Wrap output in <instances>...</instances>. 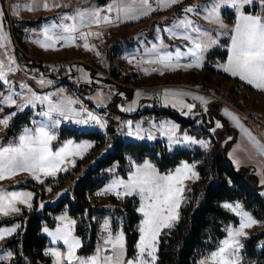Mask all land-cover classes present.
<instances>
[{
	"label": "rangeland",
	"instance_id": "374dc122",
	"mask_svg": "<svg viewBox=\"0 0 264 264\" xmlns=\"http://www.w3.org/2000/svg\"><path fill=\"white\" fill-rule=\"evenodd\" d=\"M106 1L110 5L115 3L114 0ZM118 3L120 19L125 26L118 28L119 32L116 34L119 38L128 36L134 39V45L121 46L119 55H161V61L164 62L161 64H172L175 71L171 77L164 75L157 80L167 84H192L227 91L231 108L248 122V119L258 122L257 129L263 132L264 0H159V12L145 20L142 17L154 10L147 0H118ZM1 6L0 2V9ZM12 6L26 14L43 17L36 24H40V27L33 37L38 38L49 58L53 54L57 57L78 56L67 60L83 59L97 65L111 61L107 52L114 37L112 28L119 25H106L112 23L111 20L108 17L101 19L99 10L102 8L100 9L99 0H13ZM178 9L181 11L180 17L176 15ZM109 10L113 11L115 8ZM230 13L234 15L232 22H229ZM76 20L78 28L87 24L93 26L89 29L93 37L101 31L100 44L96 45L94 40L92 46L87 43L76 44L74 34H70L78 29L73 27ZM151 27L152 37L148 35ZM0 33L7 41L8 32L2 24ZM54 33L58 35L55 37ZM139 33H142L141 38L137 37ZM58 41L63 45L58 46ZM216 49L227 52L226 60L216 59L206 64L207 55ZM88 51H93L95 56H82ZM101 57L103 62L99 61ZM182 59L191 61L180 64ZM152 61L153 59L145 58L141 64L146 63L147 73L155 77L159 69L148 65ZM196 68L198 69L194 72L182 70ZM223 71L232 74L235 79L224 76ZM189 74L188 81L185 76ZM17 75L18 67L14 59L7 52L0 51V82L6 89L3 92V88H0V92L2 95L9 92L12 103H17L12 95V86ZM206 75L205 83L203 78ZM83 76L84 81H88L89 74L84 72ZM139 76L138 74L133 78V81L140 84L141 88L157 85L156 79L142 81ZM34 82L42 94L35 90L34 85H28L26 101L21 104H26L29 110L34 111L38 106H43L50 112L78 114L64 94L58 102L52 99L58 93L54 80L46 78ZM99 88L100 85H97L89 99L95 104L112 103L113 97L102 95ZM144 97L149 99L150 93L136 91L128 105L124 106L120 102L116 105L118 112L130 114V111L137 108L138 100ZM161 100L164 107L166 104L189 105L188 101L182 99L172 100L163 96ZM2 104L0 101V105ZM189 107L191 108L190 105ZM19 108L12 107L14 110ZM194 116L192 114V118ZM166 124L167 121L161 130L171 138L169 150L174 153L173 150H178L174 147L177 141L172 139L178 133L167 128ZM145 132L146 129L140 127H129L127 139L138 142ZM61 133V127L48 114H43L40 118L32 119L16 145L1 150L0 176L11 184H23L31 188L0 190V222L20 217L24 210H35L40 214L46 207H55L69 194L68 191L75 185L78 176L93 164H89L86 159L93 156L96 144L94 141L68 135L62 137ZM197 143L200 149L206 147L205 139L197 140ZM229 158L233 159L231 161L237 169L242 167V161L235 156L234 151L229 150ZM118 170L119 164L115 163L104 171L107 183L101 189L120 191V194H116L118 201L125 198L124 194L135 197L138 201L137 212L141 221L134 256H128L123 218L116 214L104 216L102 226L107 229L109 236L101 242L95 253L89 256L80 255L83 244L76 234V221L66 208L54 216V226L43 223L42 234L47 238V253L53 255L52 264H157L159 237L164 230L178 222L188 190L199 180L196 164L183 162L174 171L161 172L148 158L138 163L128 157L123 174ZM258 180L260 189L263 188L264 191L263 171L260 172ZM221 205L224 210L236 216L239 223L225 228V238L216 250L201 260V264H247L242 255L243 243L251 234L264 229V221H258L241 202H224ZM22 231L18 222L0 225V263H7L13 257L10 251L3 248L4 244ZM106 249L112 252L111 255H104Z\"/></svg>",
	"mask_w": 264,
	"mask_h": 264
},
{
	"label": "trees",
	"instance_id": "16d2710c",
	"mask_svg": "<svg viewBox=\"0 0 264 264\" xmlns=\"http://www.w3.org/2000/svg\"><path fill=\"white\" fill-rule=\"evenodd\" d=\"M105 1L99 0L100 5L105 4ZM246 9L251 11L249 8ZM228 17L229 22H232L234 15L230 13ZM42 18L32 23L37 24ZM152 29L151 27L148 32L150 37L153 36ZM122 45L132 46L134 39L114 37L107 57L112 60L119 55ZM226 57V51L216 49L207 55L206 64L216 59L225 61ZM223 75L230 78L227 74ZM128 79L130 78L126 80ZM203 79L206 83L207 75ZM113 104L114 102L111 103V107ZM167 114L179 124L181 131H186L198 140L210 139L212 147L171 153L163 142L149 144L113 137L108 156L88 166L78 176L69 194L55 207H46L40 214L35 210H24L22 216L0 222V225L18 222L23 229L4 244L3 248L10 251L13 257L9 262L0 264H52L42 227L45 222L54 226V216L66 208L76 221V234L83 244L79 254L89 256L95 253L98 242L94 218L102 213V210L90 207L91 195L106 185L104 171L115 163L119 164L118 171L123 174L128 157L138 163L148 158L161 172H169L182 162L195 163L199 174V180L188 190L178 222L164 230L159 237L157 264H201V260L216 250L225 238V228L239 223L236 216L223 209L221 204L224 202H241L258 221H264V195L257 182V176L251 169H237L225 152L231 144L229 141L230 136L232 137L231 129L225 126L222 131L211 133L215 120L225 124L219 104L213 103L203 112L201 126L174 112L167 111ZM61 134L62 137L68 135L77 139L86 138L95 143L98 140L97 135L92 133L75 135L62 131ZM86 161L90 159L87 158ZM27 187L31 188L23 184L9 186L10 189ZM112 200L116 206V215L123 218L128 256H134L141 221L137 212L138 201L135 197H125L120 201ZM242 255L247 264H264V229L251 234L244 241Z\"/></svg>",
	"mask_w": 264,
	"mask_h": 264
},
{
	"label": "built area",
	"instance_id": "2783aa9c",
	"mask_svg": "<svg viewBox=\"0 0 264 264\" xmlns=\"http://www.w3.org/2000/svg\"><path fill=\"white\" fill-rule=\"evenodd\" d=\"M5 15V27L8 32L9 42L0 45V51H5L12 57L18 67V75L12 86V95L17 103L25 102L28 94V85L37 79H52L56 82L58 89L57 95L52 99L58 102L61 95L64 94L72 103L77 115H70L58 112H50L45 107L38 106L34 111L29 109L14 110L12 107L0 105V149L16 145L26 127L30 125L32 119L40 118L43 114H48L51 120H54L66 133L95 134L97 143L93 149V156L90 163L99 162L105 159L111 149V139L113 137L127 140L129 136V127H140L143 129H159L162 127L164 118L167 116V110L163 106V85L155 87L156 93L145 105L140 106L136 111L130 114H122L115 111L109 105L95 104L89 99V95L94 90L95 85L86 86L83 82L82 71L86 70L93 79H101L100 92L104 96L116 98L122 105H128L136 91L141 86L133 81L136 71V64L141 63L149 55L128 53L118 55L111 61L106 62L105 67H101L92 61L83 59H61L47 60L39 58L32 54L26 46L28 39L36 33L37 28L31 21L18 20L12 14V1L2 0ZM148 4L154 9L159 10V0H147ZM101 14L108 17L112 23H119V10L110 11L101 9ZM76 44H84L85 38L83 32H77L74 35ZM87 40V39H86ZM88 43L91 41L88 39ZM58 46L62 43L58 41ZM191 60L182 59L179 63L186 64ZM157 68L154 63L151 66ZM127 78L128 81L126 80ZM200 94L209 97L219 106L232 107L227 100L229 93L227 91L213 90L208 87H199L194 89ZM197 107V117L195 123L198 126L203 124L204 104L194 99L191 101ZM254 129H257L258 122L248 119ZM212 143L206 144L210 149ZM70 192V191H68ZM119 192L103 191L98 189L91 195L90 207L100 209L102 213L95 217L94 222L97 226V242L100 246L109 234L107 229L102 226L105 215H115V203L112 199H117ZM112 204V205H111ZM111 251L106 249L105 256L111 255ZM51 257V255H49ZM52 258V257H51Z\"/></svg>",
	"mask_w": 264,
	"mask_h": 264
},
{
	"label": "crops",
	"instance_id": "0c3cea01",
	"mask_svg": "<svg viewBox=\"0 0 264 264\" xmlns=\"http://www.w3.org/2000/svg\"><path fill=\"white\" fill-rule=\"evenodd\" d=\"M0 2L2 5L1 6L2 8L0 9V24H2L4 28H6L5 27V18H4L5 17L4 7H3V3H2L3 1L0 0ZM114 2H115L114 4L110 5V4H108V1H106L105 4L101 5L100 9L105 8V9L109 10L111 8H115V10L116 9L119 10L118 0H114ZM13 5H14V3H13ZM14 10H15V13L13 12ZM157 12H159V11L152 10L150 12H147L142 17V19H144V20L148 19L152 15L156 14ZM12 13H13V17L18 19V20L36 22L39 18H41L39 16H36L35 14L29 15V14H26L25 12H23L22 10L14 9L13 6H12ZM99 14L101 15L102 20H104V18H106V17L102 16L100 10H99ZM119 15H120V11H119ZM76 22H77V20L73 24L74 28L75 27L78 28V24ZM106 25H112V26L119 25L118 27L112 28V30L114 29L113 30L114 31V34H113L114 37H118V38H119V35L116 34V32H119L118 28L125 26V25H122L120 17H119V23H115V24L114 23H106ZM35 26L37 28V31L35 34H37L39 27H40V24H38V25L35 24ZM92 27L93 26L87 24L85 26L79 27L80 29L78 28L74 32H70V34L75 35V33H77V32H83V36L85 38V43H87L89 46L93 45V40H94L96 45L100 44L101 41L99 40V38L101 37V31H100V34L95 35V37H93V36H91V34L89 32V29H91ZM35 34H33L28 39L26 46H27V49L31 53L36 55L37 57L44 58V59H54V60L72 59V58L78 57V56L57 57V56H55V54H53V56L49 58L48 55L46 54L47 52L40 46L38 38L33 37V36H35ZM56 35H58V33L53 34V36H55V37H56ZM126 38L130 39V37H128V36ZM88 39L91 41V44L88 43ZM8 42H9V37H8V40L6 41L4 36L0 33V45L7 44ZM62 45H63V43H62ZM94 54L95 53L93 51H88L87 53H85L82 56H84V57L90 56L91 57V56H95ZM147 55L150 56L149 57L150 59H153V61L151 63H148V65H150V67L154 63L157 64L156 69L157 70L159 69V70H158L156 76L153 77L152 75H149L147 73V64L146 63L145 64L140 63V64L136 65V71L134 73V78L139 74L140 75L139 78L142 81H146V80H149L151 78L154 80L156 79L157 85L150 87V88L149 87H147V88L143 87L142 89H140L141 91L150 93V97H149V99H146V97L139 99L138 104H137V108L135 110L130 111V113L136 111L140 106L147 104L151 100L153 94L157 92L155 87H157L159 85L164 86L163 96L168 97L172 100L182 99V100L189 102V105L191 106V108L189 107V105L188 106H182V105L171 106V104L170 105L166 104V106H165V109L167 111L174 112L178 115H181L184 119H189L191 121H195V119L197 117V114H198L197 107L191 103L192 100L196 99L200 103L204 104V108H203L204 112L207 111L209 109V106L214 103L209 97H206V96H204V95H202L199 92L194 90L196 88H199V86H196V85L194 86L192 84H167L164 82H160V80H157V79H161L164 75H168L171 77V75H173V72L175 71V68L173 67L172 64H169V63L165 66L163 64H161L164 62L161 61V55H159V54H147ZM97 60H98V57H97ZM103 60H104L103 57L99 58L100 62H103ZM105 65H106V61H104L102 63V65H99V66L105 67ZM197 69L198 68H196V69H182V70H188V72L190 70V71L194 72ZM84 72H86V73H88V72L86 70L82 71L83 82L86 86H90V85L94 84L95 85L94 89H96L97 85L101 86L102 80L98 79V78L97 79L91 78L89 73H88L89 74L88 81H84V76H83ZM224 73L233 77L232 74H229L227 72H224ZM185 77H187V80L189 81L190 74L186 75ZM233 78L235 79V77H233ZM236 79H238L239 81H242L240 78H236ZM149 83H151V82H149ZM33 85H34L35 90L39 91V88L35 85V82L32 83V86ZM244 85L248 86V84H244ZM0 88L1 89L3 88V92L6 90L3 87L1 82H0ZM9 96H10L9 92L7 94H4V95H2V93L0 92V99H1L0 101H2V103H3L2 105L10 106V107H16V108H19L20 106L25 105V107H22V108L28 109L26 104L12 103L11 98ZM112 102H114V104L112 105V108L118 112L116 105L120 101L116 98H113ZM109 106H111V103L109 104ZM22 108L20 107L19 109H22ZM190 110H192V111H190ZM192 114H195V116L193 118H192ZM220 114L223 117V119L225 120V122H224L225 124L223 125V123L221 121L215 120L213 123V126L211 128V133L214 134L215 132H218V131L220 132L223 130V128L225 126H227V128L229 130L231 129L232 137L230 136V138H229V141H231V144H230L229 149L227 150L228 156H229V150L234 151L235 156L239 157L240 160L242 161L243 165H242V167H240V169L241 168L251 169L254 172V174L257 176V182H258L259 181L258 176H259L260 172L263 171V173H264V121L261 122L262 123L261 127L263 128V132H262L258 129H254L252 127V125L240 113H238L236 110H234L230 107L220 106ZM165 121H167V124H166V126H168L167 128L173 129L175 132L178 133V136H176L175 138L172 139L174 141H177V144H175L174 147H176L175 149H178V150H173L172 152H177V151H181V150L191 151V150H195L199 147L198 143H197L198 139H196L194 136L187 133L186 131H181L179 124L176 121H174L168 114L164 118V122ZM164 122H163V124H164ZM146 131L147 132H145L144 136H142V139H140L138 142H146L149 144H155L156 142H163L169 150V143L171 141V138L167 136L166 132L162 131L161 128H159V129H147ZM127 141H130V140L127 139ZM183 141H185V143ZM205 141L207 144L209 142V139H205ZM203 148H205V147H203ZM2 149H4V148H1L0 152ZM231 160H233V159L231 158ZM182 164H183V162L180 163L172 171H174L178 167L182 166ZM259 183L260 182H258V184ZM11 185H14V184L9 183L6 179H4V178H2V176H0V190H6V188H9V186H11ZM187 187H189V186H187ZM10 190H18V189H10ZM260 190L262 191V193L264 195L263 188H261ZM124 197H132V196H129L128 194H124ZM48 255H51V257L53 258V255L51 253H48Z\"/></svg>",
	"mask_w": 264,
	"mask_h": 264
},
{
	"label": "water",
	"instance_id": "95a60500",
	"mask_svg": "<svg viewBox=\"0 0 264 264\" xmlns=\"http://www.w3.org/2000/svg\"><path fill=\"white\" fill-rule=\"evenodd\" d=\"M176 15H177V17H180V16H181V11H180L179 9L176 10ZM137 37H138V38H141V37H142V33H139ZM225 152L227 153L226 150H225Z\"/></svg>",
	"mask_w": 264,
	"mask_h": 264
}]
</instances>
